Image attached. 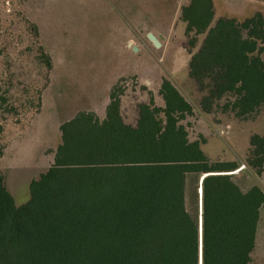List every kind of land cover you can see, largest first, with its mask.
<instances>
[{"label": "trees", "instance_id": "trees-1", "mask_svg": "<svg viewBox=\"0 0 264 264\" xmlns=\"http://www.w3.org/2000/svg\"><path fill=\"white\" fill-rule=\"evenodd\" d=\"M180 18L201 111L241 120L264 111V13L215 20L213 0H189ZM123 94L111 90L103 118L87 110L61 123L54 161L25 204L0 173V264H253L264 134L251 136L244 161L212 160L205 139L190 138L183 120L195 107L171 79L163 106L152 94L138 104L136 124Z\"/></svg>", "mask_w": 264, "mask_h": 264}, {"label": "rangeland", "instance_id": "rangeland-1", "mask_svg": "<svg viewBox=\"0 0 264 264\" xmlns=\"http://www.w3.org/2000/svg\"><path fill=\"white\" fill-rule=\"evenodd\" d=\"M141 1L0 0V173L16 205L28 202L31 181L53 163L64 120L95 107L105 117L111 90L122 87L123 116L136 124L131 104L141 96L149 100L151 90L137 78H120L109 87L118 74L139 70L151 77L167 76L188 101L198 104L201 94L195 86L191 89L189 77L192 48L185 22L173 12L175 1L159 0L165 12L157 17L141 13ZM146 1L148 11L152 6ZM214 1L216 18L264 13V0H230L229 7L225 0ZM147 27L163 39L161 47L148 39L152 30ZM203 38H191L193 51ZM126 81L131 84L124 87ZM152 95L157 104L164 103L159 90ZM220 120L205 125L203 151L212 160L243 161L251 136L264 134V111L253 119L224 114ZM260 181L264 184V173ZM253 264H264V211Z\"/></svg>", "mask_w": 264, "mask_h": 264}, {"label": "crops", "instance_id": "crops-1", "mask_svg": "<svg viewBox=\"0 0 264 264\" xmlns=\"http://www.w3.org/2000/svg\"><path fill=\"white\" fill-rule=\"evenodd\" d=\"M174 1H175L174 5L175 4L176 5L174 7L173 12H174V14H176V19L179 20L180 19L179 18V15H180V12H181V8H182V6H184L185 4H187L189 2V0H186V1L185 0H174ZM184 1H185V3H184ZM146 2H147L146 0H142L141 1V4L143 5L141 7V9H140V10H142L141 13H146V14L151 13V14H154L155 17H157V15H160L161 13L165 12V10L163 11L161 9V1L154 0L155 5H153V3H151V0H149V4L148 5L149 6H152V9H150L151 11L150 10L147 11L145 9V7H147L146 6L147 5ZM166 2L167 3L168 2L172 3L171 0H166ZM224 4H226V7H227L228 5H231V1L230 0H228V1L225 0L224 1ZM214 10H215V13H216L215 1H214ZM221 17H223V16H221ZM216 19H218V18H216V15H215V20ZM147 28H149V29L152 30L151 27H147ZM155 34L157 35V33H155ZM157 37L163 43V39L160 38L158 35H157ZM132 44H133V40H129L128 41V46H130ZM190 57H191V55H190ZM164 77H167V76H162V77L153 76V77H151L148 74L141 73L139 70H132V71L127 70V71L123 72L122 74H118L117 76H115L113 78V80L110 82L109 87L111 85H115L120 78H128V79L129 78H137V80H138L137 82H139V84H145L146 87H147V90H149V91L151 90L150 91V94H149V96H151L152 92H154V89H157V90L160 89V86H161V83H162ZM124 83H125L124 87L125 86H128L129 84H131V82H129V81H126ZM189 84H190V82H189ZM194 86L195 85H194V82H193L191 89H193ZM109 87H108V89H109ZM124 99H125V96H122V104H121L122 110L125 109ZM140 99H141L140 101L137 100L138 103H136L135 105H133L134 103L131 104L132 110L135 111L136 118H138V104H139V102H141V101L142 102H146L148 100V97L145 99V98H142V96H141ZM109 101H110V97H109ZM109 101L107 102V104L109 103ZM157 105L163 106V104H161V103L160 104H157ZM193 105L195 107L194 113L192 115H189L185 120H183V123L188 127L189 135H190V138L192 140L198 139L200 136L203 137V135H204V127H205V125H208L207 123H211L210 125H212V124L214 125L215 123L220 124V122H219V121H221L220 118H221L222 115H224L222 113L216 114L215 116H217V117H213V115H206L205 113H203L201 111V109L199 108L198 104H193ZM95 110H93V111L97 112V107H95ZM64 121H66V120H64ZM221 130L223 131V129H221Z\"/></svg>", "mask_w": 264, "mask_h": 264}, {"label": "water", "instance_id": "water-1", "mask_svg": "<svg viewBox=\"0 0 264 264\" xmlns=\"http://www.w3.org/2000/svg\"><path fill=\"white\" fill-rule=\"evenodd\" d=\"M147 37L153 43V45L155 47H161L162 46V42L160 41V39L157 37V35L153 31L148 32ZM133 48L137 50L138 46L134 45ZM202 179H201V181H202ZM201 195H202V188H201V183H200V205H201ZM200 209H201V206H200Z\"/></svg>", "mask_w": 264, "mask_h": 264}, {"label": "built area", "instance_id": "built-area-1", "mask_svg": "<svg viewBox=\"0 0 264 264\" xmlns=\"http://www.w3.org/2000/svg\"><path fill=\"white\" fill-rule=\"evenodd\" d=\"M221 131H222V130H221ZM221 131H220V132H221ZM222 132H224V131H222ZM244 166H245V165H243L242 167H244Z\"/></svg>", "mask_w": 264, "mask_h": 264}]
</instances>
